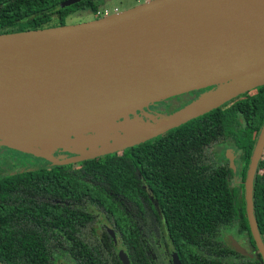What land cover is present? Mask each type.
I'll list each match as a JSON object with an SVG mask.
<instances>
[{
    "label": "trees",
    "instance_id": "1",
    "mask_svg": "<svg viewBox=\"0 0 264 264\" xmlns=\"http://www.w3.org/2000/svg\"><path fill=\"white\" fill-rule=\"evenodd\" d=\"M65 1L0 0V35L65 26L70 13L97 10L92 0L61 7ZM263 121L261 86L120 152L0 177V264H50L53 253L70 264H120L113 241L97 229L98 217L119 238L129 264H153L162 239L179 264H263L243 192ZM227 144L240 157L237 175L216 160L217 146ZM252 210L264 246V146ZM228 234L253 256L230 250Z\"/></svg>",
    "mask_w": 264,
    "mask_h": 264
},
{
    "label": "water",
    "instance_id": "2",
    "mask_svg": "<svg viewBox=\"0 0 264 264\" xmlns=\"http://www.w3.org/2000/svg\"><path fill=\"white\" fill-rule=\"evenodd\" d=\"M79 1L82 0H67L60 6ZM186 1L189 0H148L128 10L77 25L0 35V106L15 111L12 114L15 117L0 113V146L46 159L54 165L92 159L150 140L251 89L264 86V21L240 28L232 20L229 25L234 31L210 46H188L185 51L169 52L165 50L169 43L164 42L159 44L162 52L152 59L142 53L136 61L126 63L111 60L90 63L82 58L52 53L22 39L56 33L79 35L86 30L106 27L113 18L132 19L147 8L156 12L166 8L173 10ZM158 21L152 19L141 26L153 31ZM200 90L204 91L171 113L145 114L146 120L138 116L128 119L149 104ZM129 123L139 130L137 134L113 141L111 137ZM31 131L37 135L29 136ZM58 137L94 140L95 144L64 147L61 140H55ZM97 137L103 140L97 141ZM51 145L76 156L57 161L50 155L52 148L45 152ZM263 146L264 121L243 182L246 220L264 264V246L252 210L254 175ZM226 152V159L231 161V150ZM226 244L234 252L246 254L231 236L227 237Z\"/></svg>",
    "mask_w": 264,
    "mask_h": 264
},
{
    "label": "bare ground",
    "instance_id": "3",
    "mask_svg": "<svg viewBox=\"0 0 264 264\" xmlns=\"http://www.w3.org/2000/svg\"><path fill=\"white\" fill-rule=\"evenodd\" d=\"M232 6V9H231ZM255 18V20H252ZM152 19H158V26L153 31H147L141 25ZM235 20L240 28L254 22L264 21V1L259 0H189L176 9L163 11L144 9L130 19L126 16L113 18L106 27L95 30H86L79 35L67 33L46 34L32 36L25 39L27 43L46 48L50 52L72 58H82L90 63L105 62H132L140 54L148 59L162 52V44L169 52L185 51L188 46L204 48L217 43L223 38H228L231 31L229 23ZM110 26V29L108 27ZM163 26V27H162ZM170 39L167 42L166 39ZM164 47V46H163ZM1 104V102H0ZM0 113L3 116H13L15 111L4 106ZM9 114V115H8ZM134 124H127L120 128V133L111 139L115 142L132 137L139 130ZM36 132H29L35 137ZM106 136V135H105ZM106 138V137H105ZM110 138V137H109ZM102 141V137L95 138ZM62 141L64 147L75 148L91 147L94 140L80 138L68 140L67 137L55 139ZM104 142V141H103Z\"/></svg>",
    "mask_w": 264,
    "mask_h": 264
},
{
    "label": "flooded vegetation",
    "instance_id": "4",
    "mask_svg": "<svg viewBox=\"0 0 264 264\" xmlns=\"http://www.w3.org/2000/svg\"><path fill=\"white\" fill-rule=\"evenodd\" d=\"M92 2H94V0H92ZM143 2H144V0H142L140 3L142 4ZM140 3H138L137 5H140ZM86 9L90 11L89 8H83V9L75 11V12H79V11H83V10L85 11ZM75 12L70 13V14H74ZM114 13H118V11H115ZM200 91H202V90H200ZM192 93L193 92H190L188 94H182V95L187 96V95H190ZM195 97L189 98V102L192 99H194ZM186 103H184L183 105H185ZM183 105H180V106H183ZM180 106H178V107H180ZM161 108L162 107L153 108V107L148 106L147 108H144L140 111H137L136 113H137L138 117L142 118V120H146L145 114H148V115L163 114V109H161ZM173 111L174 110H172V111L170 110L167 113H171ZM227 150H231V153H229L231 161L226 159V154H227L226 151ZM55 153L56 152H52L50 155L53 159H55L57 161L70 158L69 156L66 157L67 156L66 153H63L61 151L57 152L56 156L53 157V154H55ZM215 156H216V160H221V161H223L222 163L226 162V165H229L231 167L232 174L237 175L239 173L240 157H239L238 151H236L235 148L231 147L229 144L219 145V146H217V148L215 150ZM2 164H5V167H2L1 166ZM75 164L76 163H74V165ZM51 166H59V165H54L51 162H49L43 158H40V157H35L33 155H30V154L18 152L15 150L8 149L4 146H0V177L11 176L13 174H17V173H21V172H27V171H36L38 169H46L47 170V169H50ZM159 218H160V216H159ZM98 221H99V224H98L99 227H97V225H96V227L98 230H104L109 235L111 240L113 241L114 252H115V255H116L119 263L120 264H129L125 254H124V249L120 245L119 238L116 236V234L114 233L112 228L108 225L107 221L103 217H98ZM228 236L232 237V235L228 234V235L224 236V242H225L226 246H227L226 242H227ZM235 241L238 243V245L240 247H242L244 249V251H246V249L243 247V245H244L243 241H240V240L239 241L235 240ZM156 247H157L158 251H157V254L154 253V256L152 255V259H154L153 264H179L175 258V252L173 251V249H171L169 247L167 242H164L163 239L161 241H156ZM246 254H247L246 256L248 258H251L253 256V253H249L248 251H246ZM49 262H50V264H70L68 262V260H66L63 256H60V255L54 256V253L51 254V256L49 257Z\"/></svg>",
    "mask_w": 264,
    "mask_h": 264
},
{
    "label": "rangeland",
    "instance_id": "5",
    "mask_svg": "<svg viewBox=\"0 0 264 264\" xmlns=\"http://www.w3.org/2000/svg\"><path fill=\"white\" fill-rule=\"evenodd\" d=\"M141 1L142 0H94V3L96 4V7H97V10L95 12H90L89 10L86 9L85 11L83 10V11L75 12L74 14H69L65 18L64 23L66 26H70V25H77V24L89 22V21L97 19L98 17L102 18V17L108 16V15H111L115 11H118V12L121 11L122 12L123 10H128L130 8H133V7L137 6V4L140 3ZM145 1H148V0H144V2ZM254 90L255 89H251V90L247 91L246 93L237 96L236 98L241 97L242 95H245V94L251 95L252 93H254ZM203 91L204 90L194 91L192 94L187 95V96L181 94V95H177L175 97H170V98L164 99V101L162 100V101H157V102H154L152 104H149V107H153V108L162 107L161 109H163V113H167L170 110L175 111V110L179 109L180 107H182L180 105H183L187 101L188 102L186 104H188L189 98L195 97V96H197V94L199 95ZM186 94H188V93H186ZM178 106H180V107H178ZM136 112H134L133 115H129L128 119H130V118L133 119L134 117L137 118ZM87 135L88 134H86V137H87ZM50 148H52V152L57 153V152L61 151L63 153H66V155H67L66 157L69 156L70 159H72L76 156V154H74L73 152H68V151L62 150V148H60L58 146H54V145H51L49 147V149L45 150V152H49L51 150ZM8 149H10V148H8ZM56 153L53 154V157L56 156ZM43 154H44V152H43ZM1 166L5 167V164H2Z\"/></svg>",
    "mask_w": 264,
    "mask_h": 264
}]
</instances>
